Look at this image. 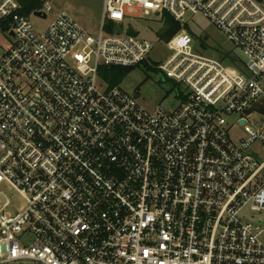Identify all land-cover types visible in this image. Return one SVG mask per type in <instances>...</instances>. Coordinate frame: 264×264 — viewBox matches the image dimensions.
Here are the masks:
<instances>
[{"label": "built area", "instance_id": "built-area-1", "mask_svg": "<svg viewBox=\"0 0 264 264\" xmlns=\"http://www.w3.org/2000/svg\"><path fill=\"white\" fill-rule=\"evenodd\" d=\"M52 12L0 0L13 39L0 47V264H264L262 3L104 0L96 36L66 13L31 21ZM165 15L181 25L168 43L126 25ZM198 16L243 58L198 52ZM157 44L165 61L150 59ZM146 62L174 105L147 108L100 76Z\"/></svg>", "mask_w": 264, "mask_h": 264}, {"label": "rangeland", "instance_id": "rangeland-1", "mask_svg": "<svg viewBox=\"0 0 264 264\" xmlns=\"http://www.w3.org/2000/svg\"><path fill=\"white\" fill-rule=\"evenodd\" d=\"M49 2L52 7V14L48 21H42L39 18L31 17V21L38 27L47 26L52 21L53 16L66 13L75 19L89 33L96 36L100 31L101 18L103 12L104 0H44ZM264 6V0H258ZM134 13V12H133ZM149 19V18H148ZM157 19L150 18L145 20H132L126 25L136 28L141 35L152 41L156 39V33L161 26L157 23ZM189 31L195 39V46L198 52L208 55L224 57V55L236 53L243 58L232 43H230L214 26H212L204 18L198 16L192 19ZM158 34V33H157ZM13 43V39L7 34L0 32V47L8 49ZM170 53L162 44H157L155 51L151 54L150 59L153 62L165 61ZM152 64V63H151ZM171 81L165 80L163 75L155 69L143 65L131 70L129 76L121 84V88L135 97L143 106L152 108L157 105L170 107L175 104L173 97L177 89ZM255 127L264 135V117L260 114H254L251 117ZM233 137L239 139L246 137L244 127H235ZM255 155L264 161V146L259 143L255 146ZM16 211H21L26 207V203L22 198L17 197L14 201ZM12 212H15L12 210Z\"/></svg>", "mask_w": 264, "mask_h": 264}, {"label": "trees", "instance_id": "trees-1", "mask_svg": "<svg viewBox=\"0 0 264 264\" xmlns=\"http://www.w3.org/2000/svg\"><path fill=\"white\" fill-rule=\"evenodd\" d=\"M22 7V13L25 15H30L33 12L39 10L43 4L44 0H17ZM165 23L163 27L158 31V37L168 43L177 33L181 31V25L176 22L170 16H164ZM187 30L189 31L188 27ZM132 30L130 29V33ZM231 58V54L226 56ZM233 60V58H231ZM144 65L153 68L152 64L146 62ZM100 76L111 86H120L123 81L129 76L132 69H121V68H112V69H101ZM168 81V80H167ZM170 81V80H169ZM254 112L262 115L264 117V99L258 103L253 109Z\"/></svg>", "mask_w": 264, "mask_h": 264}, {"label": "water", "instance_id": "water-1", "mask_svg": "<svg viewBox=\"0 0 264 264\" xmlns=\"http://www.w3.org/2000/svg\"><path fill=\"white\" fill-rule=\"evenodd\" d=\"M36 16H40V13H36ZM157 16H159V14H157ZM242 123H244V121L242 122Z\"/></svg>", "mask_w": 264, "mask_h": 264}, {"label": "crops", "instance_id": "crops-1", "mask_svg": "<svg viewBox=\"0 0 264 264\" xmlns=\"http://www.w3.org/2000/svg\"><path fill=\"white\" fill-rule=\"evenodd\" d=\"M85 29V28H84Z\"/></svg>", "mask_w": 264, "mask_h": 264}]
</instances>
